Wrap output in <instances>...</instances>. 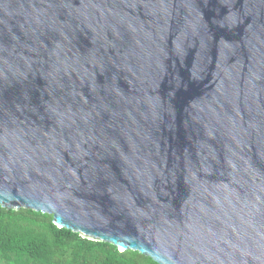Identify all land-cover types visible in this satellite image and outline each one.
<instances>
[{"label":"water","instance_id":"1","mask_svg":"<svg viewBox=\"0 0 264 264\" xmlns=\"http://www.w3.org/2000/svg\"><path fill=\"white\" fill-rule=\"evenodd\" d=\"M0 206L264 264V0H0Z\"/></svg>","mask_w":264,"mask_h":264},{"label":"trees","instance_id":"2","mask_svg":"<svg viewBox=\"0 0 264 264\" xmlns=\"http://www.w3.org/2000/svg\"><path fill=\"white\" fill-rule=\"evenodd\" d=\"M0 264H158L136 251L81 236L52 215L0 206Z\"/></svg>","mask_w":264,"mask_h":264}]
</instances>
